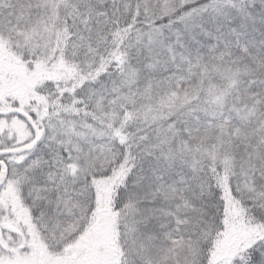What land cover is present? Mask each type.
<instances>
[{
	"label": "snow or ice",
	"instance_id": "obj_1",
	"mask_svg": "<svg viewBox=\"0 0 264 264\" xmlns=\"http://www.w3.org/2000/svg\"><path fill=\"white\" fill-rule=\"evenodd\" d=\"M0 264H264V0H0Z\"/></svg>",
	"mask_w": 264,
	"mask_h": 264
}]
</instances>
